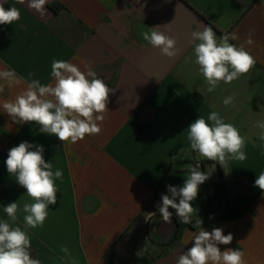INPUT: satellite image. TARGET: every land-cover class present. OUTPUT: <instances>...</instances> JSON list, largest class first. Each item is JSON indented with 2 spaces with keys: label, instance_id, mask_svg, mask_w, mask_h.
I'll list each match as a JSON object with an SVG mask.
<instances>
[{
  "label": "crops",
  "instance_id": "0c3cea01",
  "mask_svg": "<svg viewBox=\"0 0 264 264\" xmlns=\"http://www.w3.org/2000/svg\"><path fill=\"white\" fill-rule=\"evenodd\" d=\"M4 7L18 8L21 18L0 25V69L50 84L53 60L69 61L81 71L90 64L114 89L101 133L76 144L41 133L35 123L16 124L0 108V219L8 220L4 207L17 201L13 226L29 235L32 258L41 264H72L73 259L76 264H176L199 228H185L168 247L176 228L168 235L171 223L162 220L155 197L169 194L168 185L182 187L187 166L198 161L217 163L229 199L240 196L244 212L201 227L233 234L231 244L219 245L221 251L238 249L245 253V264H264V193L254 186L264 172V151L254 143L264 142L253 126L264 119V0H48L43 17L27 7V0H6ZM202 25L218 37L237 33L239 39L229 42L244 44L256 60L249 73L231 84L221 82L211 93L189 43L191 32ZM152 27L176 39L178 55L163 56L143 39ZM249 35L251 45L246 43ZM22 87L5 88L0 103L14 99ZM233 94L235 107L225 106L223 99ZM212 111L250 138L246 160L221 166L191 149L189 125L199 117L207 121ZM24 141L42 145L53 171H63L62 182L55 181V207L49 205L44 225L35 229L26 227L22 211L32 200L5 165L8 151ZM191 203L196 219V199Z\"/></svg>",
  "mask_w": 264,
  "mask_h": 264
},
{
  "label": "clouds",
  "instance_id": "9594fccd",
  "mask_svg": "<svg viewBox=\"0 0 264 264\" xmlns=\"http://www.w3.org/2000/svg\"><path fill=\"white\" fill-rule=\"evenodd\" d=\"M25 3V0H19ZM6 0H0V25H11L20 20L18 8L6 9ZM48 0H27V7L35 10L43 17L47 10ZM143 39L160 54L169 58L179 54L177 41L172 36L152 27L151 32L142 33ZM237 33H227L217 36L212 27L202 25V30L190 34L189 43L194 46V63L198 65L207 84V91L213 92L221 82L231 84L240 76L249 73L256 65L255 58L244 44L239 46L230 43L238 40ZM251 45V35L246 40ZM86 71L65 60H53L51 77L54 83L42 84L37 79L26 80L14 69H0V93L5 88L23 86L14 99L4 100L0 108L13 122L19 125L35 123L41 133L53 135L62 143L76 144L86 136L98 135L102 128L109 102V95L114 91L97 74L90 64L85 65ZM33 74L29 73V77ZM199 92L200 90L197 89ZM235 94L223 99L225 106L235 107ZM208 121L212 122L211 125ZM100 122V123H98ZM259 129L258 139L264 142V119L255 121ZM187 139L191 149L209 161L218 162L221 166L228 160L244 161L247 159L244 151L246 142L250 139L241 135L239 129L225 120L216 111H212L207 121L197 118L187 129ZM259 146L264 151V143ZM35 149V150H32ZM42 145H34L27 141L8 151L5 165L10 175L15 176L17 183L26 189V195L32 203H24L23 219L26 227L35 229L42 227L48 217L49 205L57 202L58 188L55 181L61 180L63 171L59 168L53 171L52 162L44 159ZM189 174L182 187L167 186L169 194H162L161 202L157 204L162 220L172 223L173 213L184 224H192V201L198 196L199 186L209 179V175L200 170V164L187 166ZM255 187L264 193V172L255 179ZM18 202H11L4 207L8 220L0 219V264H41L39 259L31 257V240L25 230L13 226L17 220ZM203 221L196 219L199 228L192 236L194 243L176 260V264H245V253L238 249L226 248L221 251L219 245H229L233 234H224L223 229L215 227L206 231L201 227ZM61 251L71 257L66 246ZM72 264H76L73 259Z\"/></svg>",
  "mask_w": 264,
  "mask_h": 264
},
{
  "label": "trees",
  "instance_id": "16d2710c",
  "mask_svg": "<svg viewBox=\"0 0 264 264\" xmlns=\"http://www.w3.org/2000/svg\"><path fill=\"white\" fill-rule=\"evenodd\" d=\"M54 11L58 9L52 7ZM192 162L191 164H193ZM210 162L201 163L200 170L206 172L205 165ZM217 164V163H216ZM219 178L217 180H206L202 185L199 186L198 196L196 202L198 205V217L196 219H201L203 221L202 225L205 223H210L216 219H233L239 218L244 215V212L240 206L241 197H236L233 200H230L228 197V186L222 175L221 170L218 168ZM169 169L166 171L165 175L162 178L161 184L164 182ZM160 184V185H161ZM156 200L160 203L161 200L157 197ZM55 207V205H50ZM173 213L172 219L176 222L177 228L170 237L168 242V247L172 248L181 238L182 232L185 228L197 229L195 220L193 219L192 224H184L180 219L175 215L174 209H169ZM113 258V255H109L106 261H110Z\"/></svg>",
  "mask_w": 264,
  "mask_h": 264
},
{
  "label": "rangeland",
  "instance_id": "374dc122",
  "mask_svg": "<svg viewBox=\"0 0 264 264\" xmlns=\"http://www.w3.org/2000/svg\"><path fill=\"white\" fill-rule=\"evenodd\" d=\"M206 169L207 171H209L210 173V169H211V175H209L210 179H214L217 180L219 178V171H218V167L217 164L210 162L206 164Z\"/></svg>",
  "mask_w": 264,
  "mask_h": 264
},
{
  "label": "water",
  "instance_id": "95a60500",
  "mask_svg": "<svg viewBox=\"0 0 264 264\" xmlns=\"http://www.w3.org/2000/svg\"><path fill=\"white\" fill-rule=\"evenodd\" d=\"M177 228V224L174 220H172V223H171V228H170V231L168 232V235L175 229Z\"/></svg>",
  "mask_w": 264,
  "mask_h": 264
},
{
  "label": "built area",
  "instance_id": "2783aa9c",
  "mask_svg": "<svg viewBox=\"0 0 264 264\" xmlns=\"http://www.w3.org/2000/svg\"><path fill=\"white\" fill-rule=\"evenodd\" d=\"M200 164V168H201V162H198V161H195L193 164H192V166H195L196 164Z\"/></svg>",
  "mask_w": 264,
  "mask_h": 264
},
{
  "label": "flooded vegetation",
  "instance_id": "af4514ba",
  "mask_svg": "<svg viewBox=\"0 0 264 264\" xmlns=\"http://www.w3.org/2000/svg\"><path fill=\"white\" fill-rule=\"evenodd\" d=\"M170 236H172V235H170Z\"/></svg>",
  "mask_w": 264,
  "mask_h": 264
}]
</instances>
